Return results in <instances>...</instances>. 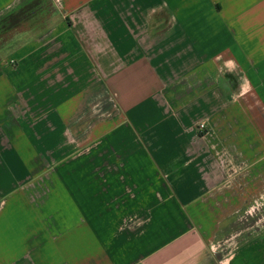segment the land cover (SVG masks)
<instances>
[{
  "label": "crops",
  "instance_id": "0c3cea01",
  "mask_svg": "<svg viewBox=\"0 0 264 264\" xmlns=\"http://www.w3.org/2000/svg\"><path fill=\"white\" fill-rule=\"evenodd\" d=\"M51 2L0 50V264H264V0Z\"/></svg>",
  "mask_w": 264,
  "mask_h": 264
},
{
  "label": "rangeland",
  "instance_id": "374dc122",
  "mask_svg": "<svg viewBox=\"0 0 264 264\" xmlns=\"http://www.w3.org/2000/svg\"><path fill=\"white\" fill-rule=\"evenodd\" d=\"M37 3V7L34 8L35 3H33L31 11L27 14V16H30V19H26L23 18L22 21L23 22H27L25 23L23 26L17 28V29H13L10 31H4V30H0V50L1 49H8V48H13L15 46V41L19 40L20 37L24 38L26 36H28L29 33H21L18 34L19 31H23L24 28H26V30H28L27 28L29 27V24L31 23V21H33V23L38 22H44V21H49L50 19L52 20V18L55 17V9L52 6V2L51 0H41ZM1 27V26H0ZM16 34H18L16 36ZM13 46V47H12ZM4 54H6L7 52H3Z\"/></svg>",
  "mask_w": 264,
  "mask_h": 264
},
{
  "label": "trees",
  "instance_id": "16d2710c",
  "mask_svg": "<svg viewBox=\"0 0 264 264\" xmlns=\"http://www.w3.org/2000/svg\"><path fill=\"white\" fill-rule=\"evenodd\" d=\"M39 1H41V0H37L36 2H38V4H39ZM36 2H33V3H35L34 8L37 7ZM33 3H29V4L25 5L19 11H13V12H10L9 14L5 15L4 18L0 21V26H1L0 30L10 31L13 29H17V28L23 26L25 23H27V22H23L22 19L23 18L30 19V16L28 17L27 14L31 11L30 8H32Z\"/></svg>",
  "mask_w": 264,
  "mask_h": 264
}]
</instances>
